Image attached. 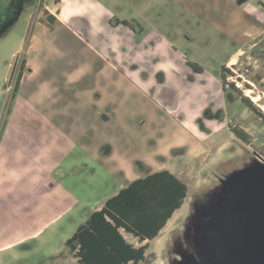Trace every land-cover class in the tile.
Instances as JSON below:
<instances>
[{
    "label": "rangeland",
    "instance_id": "obj_1",
    "mask_svg": "<svg viewBox=\"0 0 264 264\" xmlns=\"http://www.w3.org/2000/svg\"><path fill=\"white\" fill-rule=\"evenodd\" d=\"M260 1L0 0V264H80L87 203L157 167L187 195L138 264L217 262L221 212L264 174Z\"/></svg>",
    "mask_w": 264,
    "mask_h": 264
},
{
    "label": "trees",
    "instance_id": "obj_2",
    "mask_svg": "<svg viewBox=\"0 0 264 264\" xmlns=\"http://www.w3.org/2000/svg\"><path fill=\"white\" fill-rule=\"evenodd\" d=\"M117 23L129 24L127 20H117ZM24 64L22 60L14 89ZM221 69H225V73L228 71L224 65ZM224 71L220 72L223 87L226 83ZM230 85L238 89L233 83ZM240 100L254 109L246 96L240 95ZM255 111L264 120V114ZM232 132L238 138L246 139L237 128L233 127ZM186 195V183L168 169L136 178L92 211L66 239L65 245L80 264H138L145 258L148 242L134 246L120 229L139 242L155 238L173 211L180 208Z\"/></svg>",
    "mask_w": 264,
    "mask_h": 264
},
{
    "label": "water",
    "instance_id": "obj_3",
    "mask_svg": "<svg viewBox=\"0 0 264 264\" xmlns=\"http://www.w3.org/2000/svg\"><path fill=\"white\" fill-rule=\"evenodd\" d=\"M239 185L216 223L220 257L214 264H264V174L247 175Z\"/></svg>",
    "mask_w": 264,
    "mask_h": 264
},
{
    "label": "crops",
    "instance_id": "obj_4",
    "mask_svg": "<svg viewBox=\"0 0 264 264\" xmlns=\"http://www.w3.org/2000/svg\"><path fill=\"white\" fill-rule=\"evenodd\" d=\"M176 1H178V0H176ZM210 2H211V0H209ZM263 5H264V1H260ZM186 3V2H185ZM187 4H191V3H187ZM208 4L209 3H203L200 7H205V6H208ZM192 5V4H191ZM124 20H127V19H124ZM253 20V22H254V24H256V26H258V27H262V26H264L263 25V23L261 22H259V21H257V18L256 19H252ZM251 20V21H252ZM128 21V20H127ZM235 55H233V56H231L230 58H229V60H228V62L229 63H231L230 61H232V59H233V57H234ZM158 169H156V168H154V169H149L148 171H147V173H145V174H143V175H133V176H135V177H132L131 179H127V183H129L130 181H132V180H134V179H136V178H139V177H143V176H145V175H147V174H149V173H152V172H155V171H158V170H161V169H165V168H162V167H157ZM169 170V169H168ZM171 171V170H170ZM172 173H174L173 171H171ZM178 178H179V176L176 174V173H174ZM127 183H125L124 185H119L118 187H116L111 193H109L106 197H103V198H101V199H96V200H90L87 204H89V206H90V209L87 211V214H86V216L84 217V219L82 220V222L81 223H83L84 221H85V219L89 216V214L92 212V211H94V210H96V209H99L102 205H103V203L110 197V196H112V195H114L115 193H117L118 191H119V189H121L122 187H124V186H126L127 185ZM177 210V209H176ZM175 211H173V213H174ZM173 213H172V215H171V217L166 221V223H165V225L163 226V228L159 231V234L161 233V231L165 228V226L169 223V221L172 219V217H173ZM80 223V224H81ZM79 224V225H80ZM78 225V226H79ZM77 226V227H78ZM120 231H121V233H122V235L124 236V238L128 241V242H130V243H132L134 246H139V245H141V244H143V243H145V242H148V248L150 247L149 246V243H151V241L153 240V239H155L156 237H158L159 236V234L155 237V238H153V239H151V240H146V241H143V242H139L135 237H133L130 233H127V232H125L124 231V233H123V229H120ZM127 234V235H126ZM128 236H132L133 237V239H135L136 240V243L135 242H133V241H131V240H129L127 237ZM147 248V249H148ZM147 249L145 250V253H146V251H147Z\"/></svg>",
    "mask_w": 264,
    "mask_h": 264
}]
</instances>
